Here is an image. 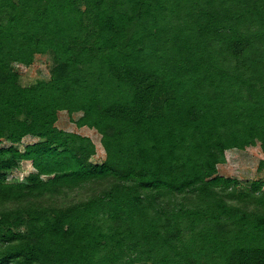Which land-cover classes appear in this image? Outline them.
Here are the masks:
<instances>
[{"label": "trees", "instance_id": "trees-1", "mask_svg": "<svg viewBox=\"0 0 264 264\" xmlns=\"http://www.w3.org/2000/svg\"><path fill=\"white\" fill-rule=\"evenodd\" d=\"M257 142L264 0H0V264H264L261 182L216 167Z\"/></svg>", "mask_w": 264, "mask_h": 264}, {"label": "rangeland", "instance_id": "rangeland-1", "mask_svg": "<svg viewBox=\"0 0 264 264\" xmlns=\"http://www.w3.org/2000/svg\"><path fill=\"white\" fill-rule=\"evenodd\" d=\"M80 8L82 6L80 5ZM85 17V15H83ZM86 19V18H85ZM13 69L18 73L20 83L29 85L38 79L47 80L53 67V59L50 54H34L33 61L29 65L12 64ZM81 115V112H74L69 115L66 111L58 112V119L55 122L59 128L66 131H73L90 137L95 145V154L91 160L94 163H102L105 159V151L100 142V134L87 126L77 127L74 121ZM37 138L27 135L16 144L18 149L23 150L25 145L36 142ZM9 143L3 141L1 146H8ZM264 154L261 152L259 143L248 146L244 149L231 148L225 151L224 162L217 164V174L236 179L238 181L237 189L249 187L255 180L261 182V190L264 191ZM35 171L30 162L22 161L19 166L9 172L7 179H22L30 172Z\"/></svg>", "mask_w": 264, "mask_h": 264}]
</instances>
